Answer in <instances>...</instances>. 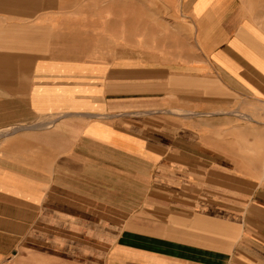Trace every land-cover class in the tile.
I'll return each mask as SVG.
<instances>
[{"label": "crops", "instance_id": "crops-1", "mask_svg": "<svg viewBox=\"0 0 264 264\" xmlns=\"http://www.w3.org/2000/svg\"><path fill=\"white\" fill-rule=\"evenodd\" d=\"M12 128L0 264H264V0H0Z\"/></svg>", "mask_w": 264, "mask_h": 264}, {"label": "rangeland", "instance_id": "rangeland-1", "mask_svg": "<svg viewBox=\"0 0 264 264\" xmlns=\"http://www.w3.org/2000/svg\"><path fill=\"white\" fill-rule=\"evenodd\" d=\"M139 0H137V2H138ZM140 1H143V0H140ZM153 10H154V8H153ZM137 13H140V12H137ZM22 128H24V127H22ZM16 131V129L15 128H12V129H7V130H2V131H0V139L2 138V137H4L7 133H13V132H15Z\"/></svg>", "mask_w": 264, "mask_h": 264}]
</instances>
